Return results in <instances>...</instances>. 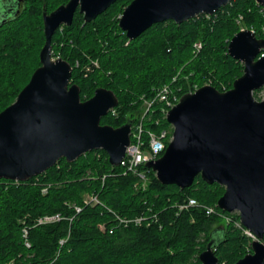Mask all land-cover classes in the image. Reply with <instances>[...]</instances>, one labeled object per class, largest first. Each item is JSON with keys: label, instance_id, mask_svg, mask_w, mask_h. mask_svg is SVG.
<instances>
[{"label": "trees", "instance_id": "trees-1", "mask_svg": "<svg viewBox=\"0 0 264 264\" xmlns=\"http://www.w3.org/2000/svg\"><path fill=\"white\" fill-rule=\"evenodd\" d=\"M68 1L23 0L17 13L0 22V112L16 100L40 66L43 9L50 13ZM131 1L117 0L90 23L76 11L72 24L62 26L51 40L52 57L72 67L69 85L79 87L81 101L98 88L117 97L116 116L102 117L101 125L118 128L132 121L134 126L143 113L141 97L152 99L154 90L175 78L178 98L204 85L219 92L231 89L243 65L228 55V43L241 28L253 31L257 39L264 37V10L256 1L231 0L212 16L155 24L129 41L118 20ZM195 43L201 44L196 55ZM259 92L253 93L255 99ZM162 108L156 103L143 118L144 141L147 132L159 134L171 128ZM140 170L146 174L145 184L133 174L123 175L120 167L109 164L104 151L97 150L71 163L61 159L26 182L0 180V264H199L198 256L210 240L218 264H235L250 253L249 238L232 222L207 216L198 208L178 210L189 198L214 206L223 187L208 185L198 176L190 188L180 190L159 183L145 166ZM85 194L97 195L103 206H86L76 214L73 206H80ZM107 209L128 219L145 216L147 221L109 234L107 227L101 228L110 226ZM217 211L239 219L236 213ZM56 213L72 221L32 227L36 218ZM23 219L31 227L29 248L22 237Z\"/></svg>", "mask_w": 264, "mask_h": 264}, {"label": "water", "instance_id": "water-1", "mask_svg": "<svg viewBox=\"0 0 264 264\" xmlns=\"http://www.w3.org/2000/svg\"><path fill=\"white\" fill-rule=\"evenodd\" d=\"M116 1L69 0L49 14L43 10L40 66L16 100L0 112V180L26 182L61 159L71 163L97 150L107 154L111 166H119L130 144L132 121L118 128L101 125V118L118 105L117 97L98 88L81 101L79 87L69 85L72 67L53 59L51 49L53 35L72 24L76 11L90 23ZM255 1L264 9V0ZM230 2L133 0L118 28L132 41L155 24L212 16ZM227 52L243 65L242 75L225 92L204 85L181 96L165 118L172 127L171 140L162 156L145 167L159 183L180 190L190 188L198 176L208 185L223 187L217 208L238 214L241 225L257 239L235 264H264V98L257 101L253 96L257 90L264 94V37L239 31ZM214 246L210 240L198 256L199 264H218Z\"/></svg>", "mask_w": 264, "mask_h": 264}, {"label": "built area", "instance_id": "built-area-1", "mask_svg": "<svg viewBox=\"0 0 264 264\" xmlns=\"http://www.w3.org/2000/svg\"><path fill=\"white\" fill-rule=\"evenodd\" d=\"M262 10L264 9L262 8ZM241 21H242V17L239 16L237 19V23L240 24ZM240 31H244V28H241ZM193 49H194V54L195 55L198 54L201 49V44L195 43L193 45ZM262 56L263 54L261 52L258 55L257 59L261 58ZM93 65L97 67L96 62H94ZM175 81H176V78L173 79V81L170 84L163 85L159 87L158 89L154 90L155 94L153 98L150 100L144 99L143 97H141V100L143 103V113H142V116L140 117V121L136 123L134 126L132 124L131 134H130V144L126 148L125 155L120 161L119 166H118L122 169L123 175H125L126 173L133 174L139 179V181L142 184L146 183L147 178H146V174L140 170V167L145 166V164L148 163L149 161L156 160L162 156L166 148L165 140L167 139V136H168L167 131H162L159 134H155L153 132H147L148 139L147 141H144L142 139V134L144 130L143 125H142L143 118L150 111H152L153 106L156 103H160L163 105L162 114L164 115V118H166L167 112L172 107H174L179 101L177 92L173 90V84ZM109 113H111L112 116H116V111L114 110V108L111 109ZM170 140H171V136L168 142ZM104 178L105 176L102 177V181L104 180ZM95 205L103 206V204L99 201L97 195L85 194L82 197L81 205L80 206L74 205L73 210L76 214H78L82 211L83 207L95 206ZM177 207L179 211L187 210L190 208H198L201 211H203L205 215L207 216H214V215L221 216L225 223L232 222L236 228L240 229L243 235L249 238L251 243L257 240L253 233H251L248 229L244 228L241 225V223L239 222V219L237 221H234L232 220L230 216H224V215L219 214L217 211L219 209L217 208L216 204L214 206H206V205H202L198 203L194 199L189 198L183 203L179 204ZM107 210L111 214V217H112L110 226H106L104 224V225H101V228L105 230L107 227V231L109 234H112L116 229H119V228H127L128 226L139 227L142 224L146 223L147 221V217L145 216H136L134 218L128 219V218L119 216L118 214L112 212L109 209ZM62 221L71 222L72 218L64 217L60 213L46 214V215L36 218L33 222L32 227L52 225V224H56ZM21 223L23 224L22 237L24 239V245L27 248H29L30 244L28 243L27 239H28V231H29V228L31 227L27 226L25 219L21 220ZM63 243H64V240H61L59 242L60 245H62Z\"/></svg>", "mask_w": 264, "mask_h": 264}, {"label": "flooded vegetation", "instance_id": "flooded-vegetation-1", "mask_svg": "<svg viewBox=\"0 0 264 264\" xmlns=\"http://www.w3.org/2000/svg\"><path fill=\"white\" fill-rule=\"evenodd\" d=\"M23 6V0L16 4V0H0V22H6Z\"/></svg>", "mask_w": 264, "mask_h": 264}, {"label": "rangeland", "instance_id": "rangeland-1", "mask_svg": "<svg viewBox=\"0 0 264 264\" xmlns=\"http://www.w3.org/2000/svg\"><path fill=\"white\" fill-rule=\"evenodd\" d=\"M43 10H45V9H43ZM47 12V11H46ZM51 13V12H50ZM49 14V13H48ZM121 16V15H120ZM120 18V17H119ZM42 22H43V20H42ZM263 31H264V28H263ZM194 53V52H193ZM53 58V57H52ZM57 58H59V57H55V58H53V59H57ZM61 59V58H60ZM257 101H260V100H262L263 98H264V94H263V92L261 91V92H259L258 94H257ZM166 130H167V132H168V136H170L171 135V133H172V127L170 128V127H167L166 128ZM168 141L167 140H165V144L167 143Z\"/></svg>", "mask_w": 264, "mask_h": 264}]
</instances>
